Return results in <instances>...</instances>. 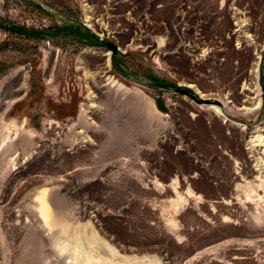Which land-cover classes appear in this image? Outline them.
Returning a JSON list of instances; mask_svg holds the SVG:
<instances>
[{"label": "rangeland", "instance_id": "374dc122", "mask_svg": "<svg viewBox=\"0 0 264 264\" xmlns=\"http://www.w3.org/2000/svg\"><path fill=\"white\" fill-rule=\"evenodd\" d=\"M259 127L264 0H0V264L73 263L44 190L107 264H264Z\"/></svg>", "mask_w": 264, "mask_h": 264}, {"label": "bare ground", "instance_id": "6f19581e", "mask_svg": "<svg viewBox=\"0 0 264 264\" xmlns=\"http://www.w3.org/2000/svg\"><path fill=\"white\" fill-rule=\"evenodd\" d=\"M109 65H110V63H109ZM260 67H261L260 66V61H258L256 63V65H255L254 70L251 72V74L249 76V77H251L250 78L251 83L247 87H245L244 90H243L242 96H244L245 100H243L240 104L238 102H236L237 100H239V98H233L234 100L231 101V102H234L235 101L236 103H238L237 105H239L241 107V108H238V110L245 109L248 112L249 111L250 112L253 111L254 110L253 108L247 107L248 103L249 104L253 103V106L254 105L257 106L256 109L261 108L263 99L260 97L261 94H262L261 93L262 87H261V84L259 82ZM252 95H254V96L256 95L258 97L257 101H255V99L252 98ZM209 96L210 95H206L205 97H209ZM206 100L210 101L211 99L208 98ZM235 104L232 107H234V108L237 109V105H235ZM210 109H212L216 113L217 117L218 116H222L223 111L220 110V108H218V107H216V106L213 105V106H210ZM225 119H227V118L225 117ZM232 121H230L231 123H229V120H227L226 122L223 121V123L224 122L227 123V124L229 123L228 124L229 126H234L232 124ZM239 126H243L245 128V125H243V124L242 125L240 124ZM255 130L256 131L252 135V137H255V138L252 139V144H256L254 146H260L261 145V147L262 146L264 147V129H262L261 127H259V128L255 129ZM257 143H259V144L257 145ZM228 144H229V142H228ZM253 149H255V148H253ZM256 149H259V148H256ZM256 153H257V151H256ZM258 154L261 157L262 155H260V154H264V151L262 152L261 149H259L258 150ZM254 156H256V155H254ZM259 159L262 160V159H264V157L258 158V161H259ZM262 161L264 162V160H262ZM259 163H260V161H259ZM262 182H264V181H262ZM47 196H48V191L47 190H44L41 193L40 197H39V200H40V213L43 216L44 221L47 223V224L46 223L45 224L47 226H51V229L52 228L54 229V226H55V229L57 227H60V229H61L60 232L61 233L62 232L69 231V235L68 236H65V237L63 236V238L61 240L59 239L60 240L59 243L61 244V248H62V246L64 248H66L67 246L69 247L70 245L68 243H70L71 245H73V246H70L69 247V248H72L71 250H73V253H74V260H73V263L72 264H92V263L93 264H107V263H105L103 261L104 260L103 255L101 253H99L98 250L96 249V247L93 245V244L99 245L101 243L100 242V239L97 236H91L92 235V231H90L89 229H87L85 225H82L81 224L80 226H75L76 228L74 227L75 228V230H74V228H72L73 225L71 226L69 223H66L62 219L57 218L56 215H55V213H54V211H53V208H52L51 204L49 203V201L47 199ZM57 230H58V228H57ZM58 234H60V233L58 232ZM89 237H90V239H89ZM67 249L68 248H66L64 250H67ZM107 254H109V253L107 252ZM105 259H107V258H105ZM145 259L146 260H149L148 264H156V260H154V257L151 258V259H148V258H145Z\"/></svg>", "mask_w": 264, "mask_h": 264}, {"label": "trees", "instance_id": "16d2710c", "mask_svg": "<svg viewBox=\"0 0 264 264\" xmlns=\"http://www.w3.org/2000/svg\"><path fill=\"white\" fill-rule=\"evenodd\" d=\"M82 39L84 42L92 46H101L104 43L100 41L95 34H90V33L86 34V36H84ZM117 55L118 52L114 53L113 60L115 63L117 62L118 64Z\"/></svg>", "mask_w": 264, "mask_h": 264}, {"label": "water", "instance_id": "95a60500", "mask_svg": "<svg viewBox=\"0 0 264 264\" xmlns=\"http://www.w3.org/2000/svg\"><path fill=\"white\" fill-rule=\"evenodd\" d=\"M104 44L106 46H108L110 49L113 50V53L117 52V47L115 44H113L112 42H104ZM183 94H186L187 96H189L191 99H193L194 101L196 100V97L192 94H190V92L187 89H179Z\"/></svg>", "mask_w": 264, "mask_h": 264}]
</instances>
